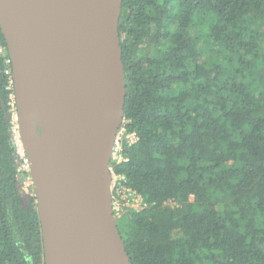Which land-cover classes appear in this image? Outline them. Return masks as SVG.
I'll use <instances>...</instances> for the list:
<instances>
[{
    "label": "trees",
    "instance_id": "trees-1",
    "mask_svg": "<svg viewBox=\"0 0 264 264\" xmlns=\"http://www.w3.org/2000/svg\"><path fill=\"white\" fill-rule=\"evenodd\" d=\"M120 8L123 127L137 141L110 166L116 187L148 205L115 219L131 263L264 264V0ZM4 59L0 264H44L35 198L20 195Z\"/></svg>",
    "mask_w": 264,
    "mask_h": 264
},
{
    "label": "water",
    "instance_id": "water-1",
    "mask_svg": "<svg viewBox=\"0 0 264 264\" xmlns=\"http://www.w3.org/2000/svg\"><path fill=\"white\" fill-rule=\"evenodd\" d=\"M122 0H0L44 264H132L109 170L123 121Z\"/></svg>",
    "mask_w": 264,
    "mask_h": 264
},
{
    "label": "built area",
    "instance_id": "built-area-1",
    "mask_svg": "<svg viewBox=\"0 0 264 264\" xmlns=\"http://www.w3.org/2000/svg\"><path fill=\"white\" fill-rule=\"evenodd\" d=\"M0 55L5 58L4 59L6 65L5 74L10 77L12 83L11 60L8 56L6 48H4L3 46H0ZM13 107L16 113L15 105H13ZM123 124L124 122L122 121V124L116 135L114 152L111 157V162H112L113 160H116L115 159L116 157L114 158V155L117 154L118 160H116V164H119L125 160L121 155V150L123 146H120V142L124 140L126 142V145H133L137 141V137L134 133L125 132ZM21 145H22L21 141L20 143L15 144L16 154L18 156L17 162L21 163L23 168L29 171L30 170L29 161ZM109 170L111 174V180L113 181L112 182L113 186L110 187V193H111L112 212L114 218L120 217L121 215L128 216L131 211H140L148 207L147 203L144 202L141 196H139L136 192L131 191L125 188L124 186L119 185V187H116V184L124 179L122 177L114 175L111 166H109Z\"/></svg>",
    "mask_w": 264,
    "mask_h": 264
},
{
    "label": "rangeland",
    "instance_id": "rangeland-1",
    "mask_svg": "<svg viewBox=\"0 0 264 264\" xmlns=\"http://www.w3.org/2000/svg\"><path fill=\"white\" fill-rule=\"evenodd\" d=\"M12 123H13V127H12L13 142L15 144H18V143H20V136H19V130H18V125H17L16 113H15L14 109L12 110ZM125 145H126V142L124 140H122L120 142V146H125ZM21 147H22V145H21ZM22 149H23V147H22ZM114 158L116 160H118L117 154L114 155ZM16 160H18V156L16 157ZM116 160H113L111 163L116 164ZM17 164H18V176H17V178L19 180L20 195H21V198L23 199V203L28 204L30 199H32L33 197L35 198L34 187H33L31 176H30V170L27 171L25 168H23V166L19 162H17ZM112 167L113 166H111V169H112ZM112 182L113 181L110 180V187L113 186ZM170 205L174 206L173 203H170ZM124 216H126V215H121L120 217H115V218L119 219V218H122ZM116 223H117V221H116Z\"/></svg>",
    "mask_w": 264,
    "mask_h": 264
}]
</instances>
